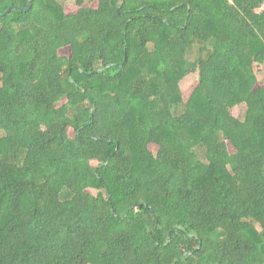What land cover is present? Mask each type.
<instances>
[{"label":"trees","instance_id":"trees-1","mask_svg":"<svg viewBox=\"0 0 264 264\" xmlns=\"http://www.w3.org/2000/svg\"><path fill=\"white\" fill-rule=\"evenodd\" d=\"M29 2L0 0V264H264L260 0Z\"/></svg>","mask_w":264,"mask_h":264},{"label":"rangeland","instance_id":"rangeland-1","mask_svg":"<svg viewBox=\"0 0 264 264\" xmlns=\"http://www.w3.org/2000/svg\"><path fill=\"white\" fill-rule=\"evenodd\" d=\"M68 5L74 9L75 8V0H67ZM207 49L203 48L202 45H200L198 42H194L190 49L188 50L187 54H186V59L189 60L190 62H197L198 59H202L205 58L207 56ZM253 69H254V73L258 79V81L262 84H264V63L262 64H258V63H254L253 65ZM198 77H199V72L198 69L193 71L192 73H190L189 75H187L181 82H180V88L181 90L186 93H190L194 86L196 85V83L198 82ZM186 98L188 97V94H185ZM67 100L63 99L62 103H65ZM246 110H247V106L244 105L241 108H237L235 110L236 115L239 116V118L244 119L245 115H246ZM5 133L4 132H0V137L4 136ZM197 153L198 156L201 160H205L206 157V149L204 147L199 146L197 148ZM94 166H97L96 162H93ZM93 192L95 194L98 193L97 190H93ZM257 227L259 228V230L261 229L259 225H257Z\"/></svg>","mask_w":264,"mask_h":264},{"label":"built area","instance_id":"built-area-1","mask_svg":"<svg viewBox=\"0 0 264 264\" xmlns=\"http://www.w3.org/2000/svg\"><path fill=\"white\" fill-rule=\"evenodd\" d=\"M226 1H228L230 4L233 3V0H226ZM256 13L257 14L264 13V0H260V5L256 9Z\"/></svg>","mask_w":264,"mask_h":264},{"label":"water","instance_id":"water-1","mask_svg":"<svg viewBox=\"0 0 264 264\" xmlns=\"http://www.w3.org/2000/svg\"><path fill=\"white\" fill-rule=\"evenodd\" d=\"M32 1H33V0H30L28 7L23 8V9H24V10H28V9H30V7L32 6ZM14 8H15V6H14V5H11V6L7 9V11H6L4 14H6L7 12L13 10Z\"/></svg>","mask_w":264,"mask_h":264}]
</instances>
